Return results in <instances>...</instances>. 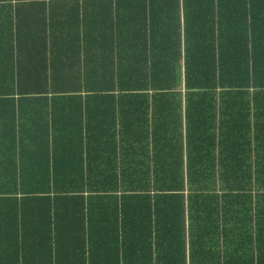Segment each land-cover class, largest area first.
<instances>
[{"label": "trees", "instance_id": "obj_1", "mask_svg": "<svg viewBox=\"0 0 264 264\" xmlns=\"http://www.w3.org/2000/svg\"><path fill=\"white\" fill-rule=\"evenodd\" d=\"M13 1L34 10L35 29L44 32L60 9L74 28L60 55L42 58L46 47H36L16 80H3L0 102L13 104L15 88L66 115L25 169L2 167L0 263L264 264V12L256 0ZM183 112L185 143L177 141ZM162 118L176 124V138L154 131ZM124 121L141 124L118 151L112 136L126 135ZM139 136L150 156L140 154ZM26 212L28 226L19 220ZM61 214L74 225L59 224ZM70 230L87 245L62 248L59 235Z\"/></svg>", "mask_w": 264, "mask_h": 264}, {"label": "crops", "instance_id": "obj_2", "mask_svg": "<svg viewBox=\"0 0 264 264\" xmlns=\"http://www.w3.org/2000/svg\"><path fill=\"white\" fill-rule=\"evenodd\" d=\"M9 3L11 6L7 7L9 5L0 2V96H4L3 93L6 92L4 90L8 89V86L3 84V80H16L18 69L26 68L28 62L30 61L29 59H31L32 56L35 58L36 47H38L39 50H42L43 47H46L44 51L42 50L43 56L40 54L42 58H47V55H50L52 51L56 50L60 55L62 49L65 46V42L70 41L67 37H65L64 34H66L68 30L74 28V26L70 24V21H72L73 19L68 18L69 22H67V20L65 19L66 13L60 12L64 9H60L52 12L53 17L51 19L48 18L47 20L45 18V21L47 20V22L45 25H43V29L45 32L44 33L39 29H35V24L32 20L35 12L32 8L27 7L19 10L17 9V2L12 0ZM254 4L256 5L257 12H264V0H256ZM9 13L10 16H8ZM60 13L63 15L62 17ZM73 24L80 27L79 36L81 38V21H74ZM18 63H21V65L17 68L16 65ZM11 90L12 91H10V95L14 99L13 104L0 102V172L2 171V167L4 165H11L18 169L20 167H24L23 169H25V166L23 165L26 164L25 160L27 161L28 159L32 158L37 153L39 148L44 147L43 144L46 141L45 137H47L50 142H53L54 139L56 140L57 136H59L58 134L60 133L59 125L64 126L65 123L64 115L66 114L60 108L61 106L58 103L48 102L47 104H42L39 102H34L30 99L24 101L22 99L23 97L20 95L24 94L25 92L19 94L17 89L12 88ZM96 113V106H92L91 114L93 115L90 117L92 125L91 130L96 129ZM160 116L161 115L157 117ZM118 120L119 117H117L116 115V130L118 126ZM162 120L163 118L155 122V126L153 127L154 131H156L158 134H161L167 140H169L170 138H176L177 136H173L174 132H178V127L176 126V124L171 126ZM137 124L141 123L139 122L135 125ZM135 125H131L130 123L126 124V122L124 121L122 129H126L127 127L128 129L126 131V135L122 138L119 137V131L118 134H115L116 130L114 129V136L112 137L114 138L116 143V150L119 151V143L123 145L130 143L128 135L130 130L137 129ZM184 125L185 122L183 112L182 126L180 125V133H182V135L177 140L178 142L181 141V143H185L186 140L184 136ZM7 130L9 132H7ZM144 141H146V138H144L143 136H139L138 140H136V144L140 146L141 150H144L140 154H147L150 156L152 153L151 145L147 144V147H145ZM149 142H151L150 138ZM160 142L163 143V141ZM183 147L185 149V145ZM118 151L116 153H119ZM138 151L140 150H137L136 152ZM121 152H123V155L125 154L123 150ZM158 154L155 152V155ZM161 155L158 156L161 157ZM62 215L63 214H61L59 217V224L67 225L71 223L70 221H67L65 217H62ZM28 217H30L29 213L26 212L25 216H21L19 220H24L25 225L28 226L30 220ZM34 222L35 219L30 221V223ZM45 222V224L48 225L54 224L53 222ZM73 222L77 223V219L74 218ZM160 223L162 224V227L165 225L164 221L159 222L158 224ZM80 224L81 223H79V225ZM94 225L95 223L92 222L90 225V229ZM108 226L109 224H107V231ZM48 228L52 229V232L57 229L53 228V225ZM90 229L86 230V234L90 232ZM96 229L97 226L94 228V230ZM110 231L112 232V228L111 230L109 228V232ZM68 233V235L64 233L62 237L59 235L60 240L62 241L61 244L59 243V245L62 248H73L77 244L82 243L87 245L88 241L77 242V240L75 239L77 232L70 230L68 231ZM28 240V237H23L21 241L14 246L13 250L15 251V253L20 251L21 248L19 247V245L22 243V246H25ZM44 247L48 248V244L43 242L38 247V250ZM15 262V260L13 261L12 259H9L6 260L3 264H15Z\"/></svg>", "mask_w": 264, "mask_h": 264}]
</instances>
